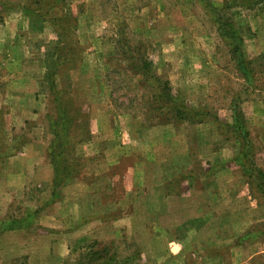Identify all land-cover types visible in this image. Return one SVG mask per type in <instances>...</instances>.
Segmentation results:
<instances>
[{
    "label": "rangeland",
    "instance_id": "rangeland-1",
    "mask_svg": "<svg viewBox=\"0 0 264 264\" xmlns=\"http://www.w3.org/2000/svg\"><path fill=\"white\" fill-rule=\"evenodd\" d=\"M23 5L0 0V155L33 157V174L0 187V227L16 217L39 239L29 259L0 247V264H61L92 240L116 264H264V0H64L44 16ZM165 81L187 119L158 96ZM56 95L80 127L61 155L76 171L55 188L37 169L52 166Z\"/></svg>",
    "mask_w": 264,
    "mask_h": 264
},
{
    "label": "trees",
    "instance_id": "trees-1",
    "mask_svg": "<svg viewBox=\"0 0 264 264\" xmlns=\"http://www.w3.org/2000/svg\"><path fill=\"white\" fill-rule=\"evenodd\" d=\"M58 1L62 2L64 0H25V5L28 2L29 5L32 4L42 7L45 11H43V14L39 15L44 16V14H47L49 10L53 9V6H56V3ZM25 5H23V8L27 9ZM208 5H210V3ZM68 18L69 17L65 13V15L57 17L56 20L66 23L68 21ZM222 35H227L229 38V52L233 62L240 70V72H242L244 77L247 76L249 73V70L247 69L248 61L246 60L242 49V38L237 35L236 28L233 25L229 24L228 28L225 29ZM124 52L128 53L129 48L127 47ZM133 56V54H128L126 58L131 61V64H129V66L133 71H135V75L139 74L142 77L150 76L148 66H145V63H141L138 60H135ZM158 87L161 90V93H159L158 96L166 98L170 97L171 88L168 87L167 81H165L164 84H162V82L159 83ZM57 96L59 95H56V103L58 106L57 114L55 120L51 121V128L54 131L55 140L53 143V147L49 152L50 161L53 167V184L55 188L62 184L63 180L66 177L72 176V173L76 171V164L73 162V159L71 160V162L67 161L66 158L62 157L64 155V153L62 152L70 145H72L73 141L75 140V135L73 133L80 127V122H77L74 118L70 117V115L66 116V113H63L64 109L61 110L62 101H60V98H58ZM166 98L165 100L164 98L163 100H158V104L166 102ZM170 99V102L173 104V112L176 116H178L179 120L187 119L184 116L185 112L187 111L180 107V105L178 104L179 101L177 99L174 100L171 97ZM231 108L233 127L239 128L241 132H244L243 124H239L237 126L235 107L232 106ZM51 117L52 115H50V118ZM20 222V220L15 218H11L10 220L6 219V221H2L1 223L0 232L17 228H27L31 224L30 222H27L25 223V225H21L19 224ZM16 262L17 261H15V263ZM119 262L120 260L117 259L116 253H110V247L108 245L99 246L96 240H92L80 245L79 250L75 254H68V256L63 259L61 264H116Z\"/></svg>",
    "mask_w": 264,
    "mask_h": 264
},
{
    "label": "crops",
    "instance_id": "crops-1",
    "mask_svg": "<svg viewBox=\"0 0 264 264\" xmlns=\"http://www.w3.org/2000/svg\"><path fill=\"white\" fill-rule=\"evenodd\" d=\"M11 158V159H10ZM1 157L0 156V174L3 172L1 170L4 169V166L1 167L2 162H7V160H10V164H14L16 162V165H18V170H14L12 174L8 175L9 177L5 181H0V187H4V190L8 191H16L21 190L23 186L26 183V179L28 176L32 173L33 174V157L26 158L23 157ZM26 160L29 161L28 166H25L21 161ZM19 164H21L22 167H19ZM43 170V171H41ZM37 171L39 172L37 175L44 174L46 175V180L51 181L53 180V168L51 165H44V166H38ZM3 190H1L0 193H2ZM0 212H3L2 218H6L7 215V207L4 211L2 209V206H0ZM2 214V213H1ZM5 216V217H4ZM1 217V216H0ZM1 218V219H2ZM16 218V217H15ZM11 219V218H7ZM11 239H15L14 244L10 243ZM39 237H33L30 234L27 233L26 228H17L13 230H5L3 232H0V247L3 248L2 254L10 255V257H17V256H24L29 259V255L36 254L37 252V246L35 244L36 240H38ZM62 248V247H61ZM63 253V252H62Z\"/></svg>",
    "mask_w": 264,
    "mask_h": 264
}]
</instances>
